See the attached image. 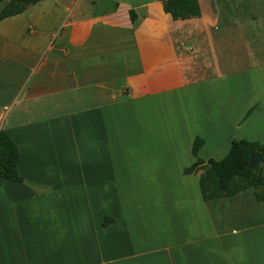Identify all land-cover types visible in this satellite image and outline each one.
Segmentation results:
<instances>
[{"label": "crops", "instance_id": "0c3cea01", "mask_svg": "<svg viewBox=\"0 0 264 264\" xmlns=\"http://www.w3.org/2000/svg\"><path fill=\"white\" fill-rule=\"evenodd\" d=\"M101 1L0 20V129L24 178L0 177V264H264V202L251 189L204 201L183 172L196 136L207 160L264 131V94H243L262 68L246 31L261 34L264 14Z\"/></svg>", "mask_w": 264, "mask_h": 264}, {"label": "trees", "instance_id": "16d2710c", "mask_svg": "<svg viewBox=\"0 0 264 264\" xmlns=\"http://www.w3.org/2000/svg\"><path fill=\"white\" fill-rule=\"evenodd\" d=\"M40 0H0V20L22 13L29 5ZM163 10L173 19H186L200 15L198 0H162ZM133 22L137 15L133 9L129 10ZM251 109L248 110V112ZM204 139L196 136L193 140L191 153L194 162L183 169L185 174L199 173V189L204 201L214 198L227 197L246 189H251L259 202H264V142L248 139H232L227 153L220 159H202L198 150ZM259 152L261 162L252 168L246 164L250 155ZM19 152L10 135L0 129V177L23 182L17 164ZM108 217L104 219L106 224Z\"/></svg>", "mask_w": 264, "mask_h": 264}, {"label": "rangeland", "instance_id": "374dc122", "mask_svg": "<svg viewBox=\"0 0 264 264\" xmlns=\"http://www.w3.org/2000/svg\"><path fill=\"white\" fill-rule=\"evenodd\" d=\"M69 1L73 3L72 5L74 6V8L80 7V9H83L86 6L91 7L93 6L91 4H97L99 2H102L101 0H69ZM103 1L109 2L108 0H103ZM127 1H132V0H127ZM237 5H238L237 8H238L239 13L243 14L244 16L264 14V0H238ZM262 23L264 24V22ZM243 24H244V27L247 28V22L243 20ZM255 29L257 33H261V34L255 35L254 33H250V31L249 32L246 31V38L248 37L247 40L250 41V45L252 48L253 59H254V63L256 64L254 68L256 67H262V68H256L258 70L252 74L254 75L253 78L249 77V81L246 83V85L244 84L243 94L244 95L246 94L248 96V99L251 96L252 98L253 96L261 97L264 94V79H263L264 78L263 77V74H264V28H262L261 30L257 28ZM247 30H249V28H247ZM224 87L226 88V85H224ZM197 118L201 119L200 116ZM184 126L187 129L190 127L192 128L193 123L191 124V123L185 122ZM196 127L198 130H201L204 126L196 125ZM256 130H258L259 133L251 134V135H254L252 137H255L257 140H264V131L261 128L256 129ZM241 131H242L241 129L238 131L236 130L235 132L236 138L239 136H242ZM257 136L260 138H257ZM187 147L184 148L182 146L183 151L179 155V160L182 162L188 161L189 154L187 152Z\"/></svg>", "mask_w": 264, "mask_h": 264}, {"label": "water", "instance_id": "95a60500", "mask_svg": "<svg viewBox=\"0 0 264 264\" xmlns=\"http://www.w3.org/2000/svg\"><path fill=\"white\" fill-rule=\"evenodd\" d=\"M261 155L259 152H254L250 155L249 159H248V162L246 164V167L247 168H252L254 167L255 165H257L258 163L261 162Z\"/></svg>", "mask_w": 264, "mask_h": 264}]
</instances>
